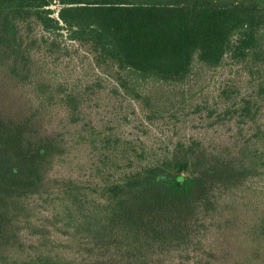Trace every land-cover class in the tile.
<instances>
[{
	"label": "trees",
	"instance_id": "16d2710c",
	"mask_svg": "<svg viewBox=\"0 0 264 264\" xmlns=\"http://www.w3.org/2000/svg\"><path fill=\"white\" fill-rule=\"evenodd\" d=\"M263 105L264 0H0V264H264V152L185 130Z\"/></svg>",
	"mask_w": 264,
	"mask_h": 264
},
{
	"label": "rangeland",
	"instance_id": "374dc122",
	"mask_svg": "<svg viewBox=\"0 0 264 264\" xmlns=\"http://www.w3.org/2000/svg\"><path fill=\"white\" fill-rule=\"evenodd\" d=\"M79 59H76L75 62H78ZM68 67L70 69H65L66 74H70V70L74 67L73 64H68ZM205 77H209V73L205 75ZM210 80H212V77H209ZM209 96L207 99L213 104V102L216 100L217 91L212 90L209 91ZM243 94H246V91H243ZM261 102V101H260ZM127 109V112L131 114V120L124 121L125 122V130L128 134H132L134 132H137V129L134 127L135 125H138L140 122H144V118L142 113L140 112V108L138 105L135 106V109L137 111V114L133 115L132 110L133 108L129 107ZM106 112H102V115L105 116ZM224 112L220 111L219 115H214V117H211V119H199L195 118L193 121L189 123V126L186 127V131L193 137L199 138L204 141L208 148L209 152V158L210 160H215L224 158V155H226L229 150L232 148V152L235 155L236 162L239 163L240 166L243 168V171L249 172L248 175L241 176L242 184L240 185L242 190V194H246V188L250 185H252V179L254 178V174L258 172L256 170V167L254 165L253 156L250 154L251 150H253L251 147L255 146V151L258 153L264 152V143L260 142L259 139L256 137L257 132L255 133V128L257 126H263L264 127V105L261 108V112L259 113V123L258 125L249 124L247 123L245 126H238L236 123H231L232 119H229V117L223 116ZM148 139L150 140H158L159 135L158 133L152 131L150 132L148 129H146ZM140 134H143L142 131ZM229 144V146L227 145ZM232 143H234L233 146ZM229 148V149H228ZM260 151H259V149ZM228 151L226 152V150ZM247 150V151H246ZM245 152L246 156H243L240 152ZM216 159V160H217Z\"/></svg>",
	"mask_w": 264,
	"mask_h": 264
}]
</instances>
